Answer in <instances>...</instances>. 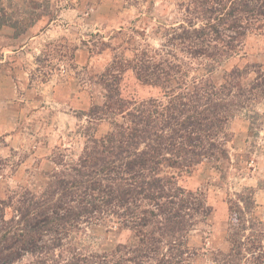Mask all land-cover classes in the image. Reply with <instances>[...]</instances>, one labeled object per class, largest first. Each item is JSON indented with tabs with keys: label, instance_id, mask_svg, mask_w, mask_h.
<instances>
[{
	"label": "trees",
	"instance_id": "trees-1",
	"mask_svg": "<svg viewBox=\"0 0 264 264\" xmlns=\"http://www.w3.org/2000/svg\"><path fill=\"white\" fill-rule=\"evenodd\" d=\"M175 6V21L156 31L158 48L147 45L131 60L113 58L100 73L105 101L77 116L84 119L76 131L83 140L79 154L56 147L55 168L42 189L0 199V264L26 256L36 264L194 263L198 253L188 238L212 208L203 190H187L180 179L203 163L224 173L230 125L240 114L250 137L264 133L257 109L264 103V65L230 67L220 84L210 79L239 55L247 36H264V0H180ZM128 71L156 94L122 97ZM101 124L108 125L103 134ZM255 192L244 187L227 194L228 248L211 252L210 264H264ZM92 227L116 232L118 242L102 253L83 249L77 236Z\"/></svg>",
	"mask_w": 264,
	"mask_h": 264
},
{
	"label": "rangeland",
	"instance_id": "rangeland-1",
	"mask_svg": "<svg viewBox=\"0 0 264 264\" xmlns=\"http://www.w3.org/2000/svg\"><path fill=\"white\" fill-rule=\"evenodd\" d=\"M178 1L0 0V26L14 25L16 30L13 35L18 38V43L34 33L26 31L37 21L40 22L39 29L51 37L42 44L37 61L32 60L29 64L31 85L35 90L46 88L47 85L61 87L57 94L58 105H54L50 98L51 89H47L49 92L43 100L49 103H40L41 98L36 95L35 102L30 105L31 112L27 114L30 118L28 121L10 113L8 105L0 103V199L20 189L34 192L42 189L47 183L48 173L55 168L53 160L58 155L56 147L61 150L66 148L64 154L68 156L71 153L79 154L83 140L76 131L78 125L84 124V119L80 121L77 118L81 113L77 107L86 103L103 104L106 91L98 82L99 75L113 58L131 60L136 50L147 45L154 49L159 47L156 31L168 28L175 21V4ZM5 6L12 9L11 15L2 14L1 10ZM101 43L108 44L109 48L103 49ZM74 48L83 51L77 63ZM0 55L3 57V52ZM255 63L264 65V36L261 35L247 36L239 55L215 70L210 79L220 84L226 69ZM24 68L27 69V66L24 65ZM10 70L14 72L10 61L0 63V102L12 98L10 88L14 82L6 79L11 77ZM203 74L199 69L198 75ZM253 77V74L248 75L242 84H248ZM68 89L78 100L76 102L73 97L72 106L62 102L68 96ZM120 90L124 98L156 94L153 90L143 88L131 71L124 74ZM47 97L50 99L47 100ZM16 103L22 104L21 101ZM39 103L45 107L44 110L38 106ZM257 109L264 113V103ZM55 111H63L66 116L56 118ZM63 123L65 126L61 127ZM248 125L245 113L231 122L232 140L228 144L229 161L224 173L203 163L180 179V184L187 190H203L212 208L206 222L198 226L188 238V246L198 253L193 264H210L211 252H224L228 248L230 215L227 194L233 195L244 187L255 188L254 217L264 222V190L258 189V185L264 186V133L257 139L250 137ZM107 129L108 125L101 124L99 133L103 134ZM76 241L83 249L102 253L111 249L118 238L116 232L107 233L103 227H92L78 235ZM15 264H36V260L26 256Z\"/></svg>",
	"mask_w": 264,
	"mask_h": 264
},
{
	"label": "crops",
	"instance_id": "crops-1",
	"mask_svg": "<svg viewBox=\"0 0 264 264\" xmlns=\"http://www.w3.org/2000/svg\"><path fill=\"white\" fill-rule=\"evenodd\" d=\"M5 1V0H2ZM17 1V0H15ZM19 2H23L24 0H18ZM29 1V0H27ZM17 11V10H16ZM3 15H11L12 9H10L8 6H5V9L1 10ZM39 21L35 22L32 26H30L26 32H33V34H29L27 36V39L21 43H18V38H14L13 32L16 30L14 25L10 24H2L0 26V52H3V57L0 55V63L5 62L6 60L10 61V65L14 67V72L10 70L11 77H6L9 78L11 81H13V86L10 88L11 93H12V98L7 99L8 101L3 102L1 101L0 103H5L7 104L8 110H10V113L13 112L16 114V116H19L22 118V120H30V118L27 117V114L31 112L30 105H33L32 103L35 102V97L36 95L40 96L41 101H39L42 104L49 103V101H46V103L43 102L45 99V95H47V89H51L49 93L52 94V102L54 105H58V99H57V94L61 87H58L57 85H47L46 88H39L37 90L34 89V87L31 85L30 82V70H29V64L31 63L32 60L37 61V56L40 54L42 50V44L45 42V40H49L51 37H48V35L44 34V31H41L39 29ZM54 28H57L56 25H54ZM50 32V31H48ZM53 36V35H51ZM82 50L79 48L75 49L74 52V57L76 60V63L78 62V59L80 56H82ZM7 54H11V56H8L7 59ZM22 62V63H21ZM13 63V64H12ZM20 64L22 66L20 67ZM24 65L27 66V69L24 68ZM18 66V67H16ZM16 80V83L15 81ZM43 85H46L43 83ZM21 97V98H18ZM76 96L71 95V90L69 91L68 89V96L65 97L62 101L63 103H69V106H72L74 102H72V98ZM47 97V100L50 99ZM16 101H21L22 104L16 103ZM70 101V102H69ZM78 102V100H76ZM40 103L38 106H40ZM76 105V104H74ZM89 106V103L86 104H79L77 107V110H85ZM36 106H34L35 108ZM44 110V106H40V108ZM50 108V107H49ZM54 109V108H51ZM1 111V109H0ZM54 113H57L56 118L62 119L63 116H66L63 111H55ZM22 115V116H21ZM55 116L53 115V120ZM67 118H69L67 116ZM21 120V122H22ZM20 124H17L19 126ZM58 125V124H57ZM56 125V126H57ZM55 126V125H54ZM60 126V125H58ZM65 126V123L61 127Z\"/></svg>",
	"mask_w": 264,
	"mask_h": 264
}]
</instances>
